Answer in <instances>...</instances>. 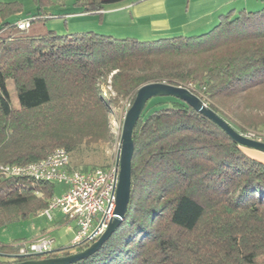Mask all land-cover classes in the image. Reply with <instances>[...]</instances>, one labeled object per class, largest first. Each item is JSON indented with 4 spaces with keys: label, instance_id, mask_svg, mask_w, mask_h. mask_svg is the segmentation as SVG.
<instances>
[{
    "label": "trees",
    "instance_id": "trees-1",
    "mask_svg": "<svg viewBox=\"0 0 264 264\" xmlns=\"http://www.w3.org/2000/svg\"><path fill=\"white\" fill-rule=\"evenodd\" d=\"M124 1L76 5L93 13ZM35 2L33 16L48 14L52 0ZM23 9L17 1L0 2V167L110 141L109 105L129 99L131 106L151 82L183 85L235 129L264 126V8L231 10L207 32L155 41L95 31L31 33L15 25L25 17L11 20ZM132 137L125 218L99 250L72 264H264V158L255 156L261 151L239 145L173 96L152 98ZM55 184L0 169V226L48 207ZM93 241L0 262L69 255ZM18 251L0 244L2 253Z\"/></svg>",
    "mask_w": 264,
    "mask_h": 264
},
{
    "label": "crops",
    "instance_id": "crops-1",
    "mask_svg": "<svg viewBox=\"0 0 264 264\" xmlns=\"http://www.w3.org/2000/svg\"><path fill=\"white\" fill-rule=\"evenodd\" d=\"M248 1L126 0L98 12L85 13L80 10L69 13L66 22L68 28L73 32L95 31L117 38L129 36L141 41H155V39L162 37L197 35L207 32L219 22L220 15L225 14L227 10L239 11L242 8H248ZM19 18L22 17H17L16 20ZM62 185L63 189L66 190V185ZM56 194L60 193L56 192ZM32 217L37 220L45 219L46 216L38 213ZM52 218V220L48 218L47 222L55 224L54 228L47 229L41 220L34 223L29 234H27L28 237H25L24 240H33L42 235L49 236L54 231L64 229V235H59L58 240L56 239V243H54L55 245L58 244L55 249L73 245L72 242L77 229L76 221L66 218L60 210H56ZM0 244L6 243L0 241Z\"/></svg>",
    "mask_w": 264,
    "mask_h": 264
},
{
    "label": "built area",
    "instance_id": "built-area-1",
    "mask_svg": "<svg viewBox=\"0 0 264 264\" xmlns=\"http://www.w3.org/2000/svg\"><path fill=\"white\" fill-rule=\"evenodd\" d=\"M38 17L20 19L15 25L18 29H28ZM242 136L264 143V129H236ZM71 154L65 148H57L49 156L27 164L2 165V172L11 177H26L66 185V190L56 194L48 207L39 213L50 220L53 213L60 210L68 219L77 224L73 244L92 241L106 230L113 219L117 207L119 167L113 163L107 167L87 170L75 169L71 165ZM91 238V239H90ZM55 240L46 235L33 240H24L18 247L19 254H43L54 248Z\"/></svg>",
    "mask_w": 264,
    "mask_h": 264
},
{
    "label": "rangeland",
    "instance_id": "rangeland-1",
    "mask_svg": "<svg viewBox=\"0 0 264 264\" xmlns=\"http://www.w3.org/2000/svg\"><path fill=\"white\" fill-rule=\"evenodd\" d=\"M17 1L22 4L23 10L17 16L11 18V20H15L17 17H25L31 18L34 14H37L38 9L35 0H0V2H11ZM243 1V0H242ZM77 0H52V4L45 9L48 14L42 13L38 17L37 20H34L31 24L32 26L28 28L31 33L44 32L47 30H54L57 34L66 35V34H74L77 32H73L68 28V23L66 22L68 19L67 14L74 13L75 11H80L76 5ZM249 6L247 9L255 11L264 8V0H249ZM241 10V9H240ZM229 10L225 12L228 13ZM9 29L5 31L7 33ZM111 80H109V83ZM8 87L11 95V102L14 108H19L20 103L18 102V96L16 91L13 90V83L11 80L8 82ZM109 88H111L109 86ZM113 95H116L114 91H112ZM104 95H107L106 91H104ZM111 107L110 114V125H111V140L108 142H98L92 145H82L81 149L74 151L71 153V161L72 166L75 169H92L96 167H107L117 162L118 154L121 149V135L123 130V123L126 115V110L130 108V100L124 99L121 100V106L119 108L114 107L113 105H109ZM233 119V118H232ZM237 122V121H236ZM235 126H239V124L235 123ZM253 129V128H247ZM264 129V126H260L255 130ZM245 130V129H244ZM253 154L254 152L248 151ZM258 155H255L257 158H264V153L258 152ZM254 155V154H253ZM56 191L57 193H62L63 185L60 183H56ZM41 211V210H40ZM39 211V212H40ZM56 212V211H55ZM55 212L53 215H55ZM43 221V225L47 229H52L56 225L53 223H48V218L45 219H34L32 217L28 218L25 221H18L14 223H10L4 226H0V241L6 244L18 245L24 241L25 237H28L29 231L32 229L34 223H38ZM65 231L62 229L61 231L52 232L50 237L58 240L59 235H64ZM65 241V240H64ZM59 242V241H58ZM63 243V242H62ZM58 245V244H56ZM54 244V248H57ZM8 254V253H6ZM11 254V253H9Z\"/></svg>",
    "mask_w": 264,
    "mask_h": 264
},
{
    "label": "water",
    "instance_id": "water-1",
    "mask_svg": "<svg viewBox=\"0 0 264 264\" xmlns=\"http://www.w3.org/2000/svg\"><path fill=\"white\" fill-rule=\"evenodd\" d=\"M162 96H173L180 100L188 103L192 108L197 111L203 113L210 120L214 121L218 124L225 133H227L236 143L239 145L245 146L247 148L255 149L261 152H264V143L258 142L256 140H252L242 136L237 130L222 117L218 112L207 106V104L198 96L195 95L190 89L173 85L165 82H151L146 83L141 86L137 95L134 97L135 100L133 104L130 106L128 110H126V115L123 123V130L121 137V149L117 158V165L119 167V183L117 189V207L115 210V214L113 219L109 222L106 230L95 239L93 243L83 251L75 252L69 255L52 257V258H39L32 260H25L21 262L14 263H6L0 262V264H72L77 262L78 260L88 257L93 254L103 245L104 241H106L109 237H111L112 233L115 231V228L119 226V224L125 218L129 201L131 198L132 191V159L134 155V139H133V131L136 126V122H138L141 117L147 103L155 97ZM91 239V238H90ZM89 239H86L87 241ZM84 241V242H85ZM75 245L69 246V248H73ZM61 251V249H52V251ZM48 253V252H47ZM43 254H31V255H22V254H6L0 252V257H7L10 259L22 258L27 256H43Z\"/></svg>",
    "mask_w": 264,
    "mask_h": 264
}]
</instances>
